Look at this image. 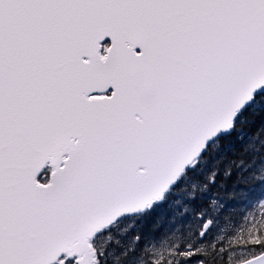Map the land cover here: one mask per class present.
Returning <instances> with one entry per match:
<instances>
[{"label": "snow or ice", "instance_id": "6c2138e0", "mask_svg": "<svg viewBox=\"0 0 264 264\" xmlns=\"http://www.w3.org/2000/svg\"><path fill=\"white\" fill-rule=\"evenodd\" d=\"M0 264H264V0H0Z\"/></svg>", "mask_w": 264, "mask_h": 264}]
</instances>
